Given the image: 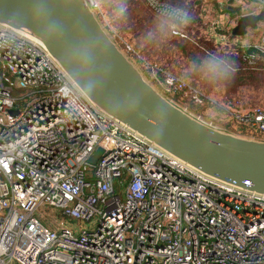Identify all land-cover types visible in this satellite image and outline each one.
Instances as JSON below:
<instances>
[{
    "label": "built area",
    "instance_id": "built-area-1",
    "mask_svg": "<svg viewBox=\"0 0 264 264\" xmlns=\"http://www.w3.org/2000/svg\"><path fill=\"white\" fill-rule=\"evenodd\" d=\"M146 1L167 19L188 15ZM222 3L264 10V0ZM227 45L245 68L264 67V26L255 43ZM146 68L166 93L210 103L173 73ZM217 107L225 124L264 135V107ZM41 207L87 228L50 229ZM0 264H264V198L201 176L101 115L40 47L0 26Z\"/></svg>",
    "mask_w": 264,
    "mask_h": 264
},
{
    "label": "water",
    "instance_id": "water-1",
    "mask_svg": "<svg viewBox=\"0 0 264 264\" xmlns=\"http://www.w3.org/2000/svg\"><path fill=\"white\" fill-rule=\"evenodd\" d=\"M263 21L264 10L241 15L230 35ZM0 26L40 47L101 115L201 176L264 198V139L219 129L166 97L89 0H0Z\"/></svg>",
    "mask_w": 264,
    "mask_h": 264
},
{
    "label": "trees",
    "instance_id": "trees-1",
    "mask_svg": "<svg viewBox=\"0 0 264 264\" xmlns=\"http://www.w3.org/2000/svg\"><path fill=\"white\" fill-rule=\"evenodd\" d=\"M97 1L101 9L100 16L102 17L103 15V23H105V16L103 12L105 10H111V6L109 5L110 1ZM116 5L118 6L117 11L115 10L113 12L117 13V15L119 14V11H121L119 9L121 7L123 10L125 8L126 11L124 12V15L121 13L119 14L117 22L120 21V26H125L127 29L132 28L128 27L129 24H132L133 27L141 26L140 32L145 35V37L141 41L146 42L145 48L143 50H139L136 45L131 46L129 43H127L125 35L127 34L129 37L130 35L125 29H122L123 32L119 30V33L121 34L117 33L112 25L113 22L116 23V21L110 18L109 11L107 13V18L111 23H108L109 25H107L108 27L106 28L108 29L110 34L118 41L120 46L133 58V60L141 68L143 66V62H146L150 66H155L163 71L173 73L178 78L185 81L188 85L196 88V90H199L201 92L204 91V89L201 88L196 77H198V74H200V72H202L203 70L211 71V66H213V63L215 62L218 63L222 71L224 70L226 75L227 72L230 71L234 73L233 75L236 79L233 80V85H244L246 87L252 88L254 87L253 85L255 84L256 79L258 80L260 77L264 78V67L260 62L255 65V70L245 68L240 63V51L233 46L224 45L214 41L203 21L194 12L188 13L186 19L183 22H178L154 13L148 7L146 0H116ZM224 10H228L226 6ZM228 12H235L240 16L239 9L237 8H232V10H229ZM112 20L114 21L112 22ZM150 21L154 22L151 23ZM109 26L111 28H109ZM172 27L184 34L186 37L180 38L179 36L172 35L170 31ZM135 35H137V32H135ZM162 40L168 42V44H162ZM159 44H161V51L155 48ZM183 62L187 63L186 65L190 67L189 70L191 71L178 68ZM232 62L240 64L242 67H244L243 70L240 69L237 71H233V66H227ZM175 65L177 66V70L171 68V66L175 67ZM213 71L216 73V70ZM218 82L222 83L221 80H219ZM233 87L235 88V86ZM234 92L239 93V90L236 92L235 89ZM223 98L224 97L217 99L222 100ZM262 100L263 102H260V106L264 107V98ZM188 107L191 111L197 113L198 115H205L206 117L208 116L207 112H209V108H215L207 101H205L204 108H200V106L196 105L192 101H189ZM230 126L231 125L226 124V127L229 128ZM235 132L238 134L241 133L254 136L256 135L255 132L249 130Z\"/></svg>",
    "mask_w": 264,
    "mask_h": 264
},
{
    "label": "rangeland",
    "instance_id": "rangeland-1",
    "mask_svg": "<svg viewBox=\"0 0 264 264\" xmlns=\"http://www.w3.org/2000/svg\"><path fill=\"white\" fill-rule=\"evenodd\" d=\"M108 1H110L109 5L111 6L110 7L111 10H105V11L103 10L104 11L103 14L105 16V23H103L104 26L108 27L107 26V25H109L108 23H111L110 20H108V18H107V13L109 11L110 18L114 19L116 21V23H114L113 22L114 20H112V22H113L112 25H113L114 29L117 31V33H119V30H121L123 32L122 29H125L126 31H128V33L130 35V37L127 34L125 35L126 42L129 43L131 46L136 45L139 48V50H143L145 48L146 42L141 41L145 37V35L142 32H140L141 26L133 27L132 24H129L128 27H132L131 29H127L125 26H120V21L119 22H117V21L119 18V14L121 13L124 15V12H126L125 8H124V10L122 9V7L119 8L121 11H119V14L117 15V13H114L113 11H115V10L117 11V8H118L117 5H119V4L116 5V0H108ZM161 2H163V1H161ZM170 5H172V4H170ZM172 6H174V5H172ZM225 6L226 5H224V7ZM142 8H146V7H142ZM186 11H187V13L194 12L192 9L186 10ZM223 11H224V9H223ZM225 11L228 12V10H225ZM232 17H233V15H232ZM101 19H103V15H102ZM102 21L104 22V19ZM150 22L153 23L154 21H150ZM157 26H158V24H157ZM157 26H155V27H157ZM109 28H111V27L109 26ZM206 28H207V26H206ZM170 31L172 34V30H170ZM175 31L178 33V35H174V36H179L180 38L186 37L184 34L177 31L176 29H175ZM252 31H254V30H252ZM135 32H137V35H135ZM119 34H121V33H119ZM179 34L183 35L184 37H181ZM209 34H210V32H209ZM229 36L233 37L231 35H229ZM246 36L247 35H245L243 37H234V38L240 40L242 38H245ZM161 43L164 45L168 44V42H165L164 40H162ZM155 48L158 49L159 51H161V44L157 45ZM128 49H129V47H128ZM186 64H187L186 62L185 63L183 62L182 64H180V66L178 68L185 69L187 71H191V70H189L190 67ZM146 65H147L146 62H143L142 68L138 65L140 67V69L142 70V72L144 73V75L146 76V78L156 88H158L166 97L171 99L174 103H176L180 107L190 111L194 115L200 117L202 120L206 121L207 123H209L213 126L218 127L219 129H224L228 132H231V133H234L236 135L243 136V137L264 138V135H262V134H258V136L257 135L254 136V135H248V134H241V133L238 134L235 131L240 132V131H243L246 129L235 127L234 125H231L229 128L226 127L225 122L219 118L218 107H217L218 105L223 104L226 99H237V100H240L242 102H247V104H257L260 106V102H263L262 99L264 98V78L260 77L258 80L256 79L255 84L253 85L254 87H252V88L246 87L244 85L243 86L233 85V82H234L233 80L236 79L233 75L234 73H232L231 71L230 72L226 71L227 72V75H226V73L224 72V70L222 71V69L218 65V63H216V62L213 63V66H211V69H210L211 71L203 70L202 72H200V74H198V77H196L199 85L201 86L202 89H204V91L201 92L199 90H196V88H195V90L198 92L199 95L202 94L205 97L209 98L211 100L210 104L215 107V108H213V107L209 108V110H208L209 112H207L208 116L206 117L205 115H203V116L198 115L197 113H195L189 109L188 103H189V101H192L190 97L187 96V97L182 98V97L177 96V95L173 96V95L163 91V89L160 85H158L160 87L159 88L156 84H154V82L152 80L153 74L150 71V69L146 68ZM227 66H229V67L233 66V68H234L233 71H235V70L237 71L240 69L243 70V68H244L240 64H236L233 62L231 64L229 63V65H227ZM171 68L177 70L176 65H175V67L171 66ZM213 70H216V73ZM192 72H194V71H192ZM219 80H221L222 83H219L218 82ZM233 86H235V88ZM235 89H236V92L239 90V93H235L234 92ZM222 97H224L222 100H218ZM195 104L200 106V108H204L205 107V100L203 103L199 104V103L195 102ZM245 132H247V131H245ZM36 216L40 219V221H42L43 224L47 225L48 228L53 229V230L59 229L60 227H65V228L70 229L73 233H75L76 231H79L80 227L81 228H87L86 223L78 224L76 221H74L72 219H66V218L60 216V214L56 210H53L50 208L49 209L44 208V207L39 208L38 211L36 212Z\"/></svg>",
    "mask_w": 264,
    "mask_h": 264
},
{
    "label": "crops",
    "instance_id": "crops-1",
    "mask_svg": "<svg viewBox=\"0 0 264 264\" xmlns=\"http://www.w3.org/2000/svg\"><path fill=\"white\" fill-rule=\"evenodd\" d=\"M176 7L183 8L185 10H193L197 16L207 26V30L213 37L214 41L224 45L231 44L233 41L240 44L255 43L258 39L261 27L264 26V21L259 23L258 27L252 31H247V36L242 39H235L230 37L229 30L235 26V21L238 18V13H230L223 11L224 4L222 0H160ZM217 2L219 6L213 5ZM223 4V5H222ZM224 7V8H223ZM229 11V10H228ZM240 12V10H239ZM259 13V12H258ZM253 4H251L245 12H240V15L244 14H258ZM233 15V17H232Z\"/></svg>",
    "mask_w": 264,
    "mask_h": 264
}]
</instances>
